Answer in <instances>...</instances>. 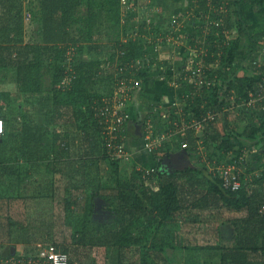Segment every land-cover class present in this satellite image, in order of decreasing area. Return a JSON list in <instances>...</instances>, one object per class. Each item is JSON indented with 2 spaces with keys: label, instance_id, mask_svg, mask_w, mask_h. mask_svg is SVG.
I'll return each mask as SVG.
<instances>
[{
  "label": "trees",
  "instance_id": "1",
  "mask_svg": "<svg viewBox=\"0 0 264 264\" xmlns=\"http://www.w3.org/2000/svg\"><path fill=\"white\" fill-rule=\"evenodd\" d=\"M24 1L2 0V5L6 8V17H2V21L11 29V34H14V37L9 39L11 44L2 47V50L5 53L8 51L13 57L9 63L13 62L18 74L17 80L22 84L23 91L32 95L41 91L44 75L48 71L46 65L51 63L49 70L54 100L58 99L54 105L53 122L55 125L58 123L61 128L64 127L65 131L55 128L52 135L46 129L33 132L32 126H28L30 121L26 119L32 118L25 112H19L23 120L20 123L15 122L16 115L12 111L11 122L14 121V129L10 130V118L1 116L5 119L6 129L0 137V249L1 246L5 248L6 244L12 245L7 255L2 256L0 252V259L6 261L13 258L14 263L8 264H25L19 262V259L24 258L23 255L36 254L35 244L38 241H47L69 253L71 264V242L100 248L104 264H187L183 254V250L187 248L197 252L192 255L196 264H264V173L256 178L255 185L249 186L244 185L239 173L238 178L243 185L238 190L225 188L221 176L215 172L213 174L200 170L197 166L163 172L161 160L157 166L134 169L128 175L121 169L122 157L114 155L113 148L108 147L107 141H104L107 143L105 145L98 143L97 134L105 130L100 122V107L104 100L96 101L95 106H91L93 99L90 98V81L104 78L106 72L95 65L108 64L119 59V68H124L120 77L126 78L127 84L131 86L136 79L148 75L147 69L136 64L147 53V46L141 38H131L123 42L118 40L109 59L86 63H79L80 55H76V52L79 54L85 47L83 44L79 45L81 39L101 38L105 21L121 25L122 15L125 16L132 10V6L128 7L129 2L125 5L122 0H41L34 13L41 15L42 42L33 45L26 42L23 36V22L28 18ZM242 1L251 6L264 5V0ZM194 2L195 7L189 6L185 10L191 12L196 8L197 14L203 12L212 18L214 32L204 34L203 31L200 36L202 41L198 43L200 47L207 49L205 57L210 63L214 60L213 53H219L225 45L222 39L224 29L232 28L231 15L226 14L224 9L230 8L234 0H190V5ZM84 6L88 7L85 14ZM7 11L11 16L8 17ZM238 20H241L239 23L245 27L246 23L241 16ZM74 26L81 27L80 38L75 37ZM41 49L50 53L47 62L40 57ZM69 49L74 50V53ZM5 59L2 57V61L8 60L6 56ZM227 59L233 64V53ZM114 75L118 85L120 77ZM189 85L193 87L195 84ZM262 85L264 86V64L262 67L257 64L247 84H239L237 88L242 93V100L248 101L252 98L249 92H253L255 96ZM206 98L204 94L203 98L196 99V112L190 113L188 117L189 113L184 109L185 112H181L178 121L176 120L177 124L174 121L177 128L183 129L181 131H184V139L179 141L175 138L173 143L162 142L153 150L156 156L178 151L177 149L182 147L181 143L185 144L183 148L190 153L195 152L199 137L195 134L196 128L186 127L185 121L194 117L200 118L203 113L213 111V108L215 111L220 110L223 104L217 102L215 96L211 101ZM203 99L208 102L204 104ZM80 102L88 107L85 110L76 109L75 106ZM243 106L247 117L250 116L243 135L256 138L260 133H264V99L255 106L247 103ZM79 114L84 121L83 126L78 122ZM180 116H183L184 120ZM215 121L216 119L205 123L208 124L204 136L206 142H219L220 147H234L233 140L228 136L231 134L223 135L222 131L215 128ZM174 124L170 123V128ZM210 126L214 128L212 132H209ZM122 130L117 131L118 138L112 139L113 144L125 142ZM17 133L22 137L16 143ZM77 136L82 137L86 148L85 158L79 159L72 154ZM32 141L40 147L38 151L41 155L24 163L21 157L25 154V146L30 147ZM95 154L100 155L98 160L94 159ZM108 156L111 158L109 170L106 165L101 164L103 158ZM196 163H200L199 159ZM91 169L93 170L90 171ZM93 172L104 177V180L92 179L90 175ZM39 173H43V177L60 173L63 178L68 179L69 182L63 188L66 194L61 202L57 200L58 194L53 192V182L51 188L34 187L35 177L39 176ZM39 177L42 178V175ZM45 196H51L60 206L53 215L56 218L42 220L39 227L34 220L31 223L34 229L29 221L15 219L13 200H21L28 208L29 199L39 200ZM98 197L103 198L107 207L112 209L115 216L113 220L102 223L93 219ZM192 209L194 210L187 215ZM226 212L227 216L224 218ZM216 218L222 220L211 223V220H217ZM224 223L233 227L234 234L230 241H226L225 236L221 234L220 225ZM62 224H65L64 230L59 228ZM210 224L215 227L216 237L211 238L214 242L207 239L206 244H200L197 243V238L192 241L191 237H184L182 234L185 227L196 225L200 231H207L209 228L206 225ZM44 228L47 232L42 233ZM53 229H59V232ZM30 241L35 242L30 252L16 253V243L26 244ZM134 249L137 255H134Z\"/></svg>",
  "mask_w": 264,
  "mask_h": 264
},
{
  "label": "rangeland",
  "instance_id": "2",
  "mask_svg": "<svg viewBox=\"0 0 264 264\" xmlns=\"http://www.w3.org/2000/svg\"><path fill=\"white\" fill-rule=\"evenodd\" d=\"M39 1L41 0L24 1L25 14L28 18L23 22L25 31L23 36L26 42L33 45L42 42L41 15L40 13L38 15L34 13ZM128 2L132 6L133 11L131 10L125 16L122 15L121 25L120 23L111 24V22L105 21V24H103L104 33L101 38H96L97 32H95V38L81 39L79 45L83 44L85 47L79 51V54L76 52V55H80L78 58L79 63H86L98 59H109L113 53L111 50L114 49V45L118 40L123 42L131 38H141L147 46V53L139 61H141L140 66L149 71L148 75L144 78L140 77L137 82L136 80L134 81L131 92L132 97L124 106L126 124L123 132L126 143V155L120 159L121 169L130 175L134 169L151 168L152 166H157L161 160L162 170L165 168L167 171L172 172L177 169L197 166L200 170H207L213 174L215 172L220 177V168L223 165H230L234 170L240 172L245 186L255 185L256 178L264 173V133H260L256 138H249L243 135L250 116L247 117V111L241 104L242 93H240L237 86L239 84H247L253 74L255 65L259 64L262 67L264 64V5L251 6L242 0H234V4L230 8L224 9L226 14L230 13L231 15L232 28L226 27L227 29H224L225 33L222 39H224L225 45L220 49L219 53H213L214 60L208 63L205 57L207 49L200 47L198 43L202 41L200 36L203 31L204 34L211 33V31L214 32V27L209 14L203 12L197 14L196 8L193 11L191 10V12H188L187 9L185 10L189 6L195 7V2L191 5L190 0H129ZM84 7L83 12L85 14L88 11V7ZM4 13L6 14V8L3 7L2 0H0V114L9 116L10 130L14 129V121L11 122L12 111L17 116L19 123L23 120L19 112H25L29 115L32 120L30 118L26 119L30 121L28 126H32L33 132L46 129L52 135L55 128L65 131L64 127L61 128L58 123L55 125L53 122L54 105L58 99L54 100L52 76L49 70L52 67L51 63L46 65L48 71L44 75L43 87L36 95L25 93L22 84L18 82L17 70L13 66V62L10 61L12 64L9 63V60H13V57L7 53L8 51L5 53L2 50V47L11 44L9 39L14 37V34H11V29L2 21V17H6ZM7 13L8 17L11 16L10 12L7 11ZM240 16L246 23L245 27L239 23L241 20L239 21L238 17ZM194 17L195 19H193ZM9 19L11 20L12 18L10 17ZM80 26H74L75 37L80 38L82 36ZM201 28H204V30ZM193 40L195 42H192ZM231 53H233L234 57L233 64L229 63L227 59ZM39 54H41L40 57L45 62L48 61L47 57L50 53L43 52V49H41ZM5 56L8 59L7 61H5ZM2 57L5 59L4 61H2ZM118 63H121V61L116 59L115 62L95 65L100 66L106 74L103 76L104 78H96L95 81L91 79L90 81L92 87V97L90 98L93 99L91 106H95L96 101L113 95L117 90L125 89V86L118 87L115 80L114 74H116V77L120 75V73L117 75ZM203 63L206 64L207 71L211 70L208 72L209 76L214 78L221 87L225 86L222 85L224 83L228 84L229 91L227 96L229 98L225 104L229 106V111L226 109L220 112L219 122L215 123V128L222 131L223 135L230 133L231 136H228L233 140L234 147H220L219 142L208 144L204 139L207 133L205 129L207 125H204L203 128L195 130L199 141L194 153L184 149L183 146L185 144L181 143L182 147L178 148V151L163 156H156L155 152L150 151L145 145L147 130L152 129L151 133L155 137H163L165 139L163 142L172 141L173 143L175 138L179 141L184 139V131H181L183 129L177 128V125L174 124V121L177 124L180 115L179 108H184L189 113L188 117L190 113L196 112L195 109L197 108L196 101L192 103V94L187 98L183 97V93H188L187 90L190 89L189 83L184 79V76L189 72V66L195 67ZM206 66L204 65L203 68L206 69ZM207 91V94L211 96V91ZM207 102L203 100L204 104ZM81 103L75 106L76 109L82 108L85 110L88 106L81 105ZM189 121L190 119L185 121L186 127L189 125ZM78 122L82 126L84 125L80 114ZM170 123L174 124L171 128ZM208 128L209 132L214 130L211 126ZM21 137L17 133L16 143ZM97 137L100 145L108 143V147L112 148V137L109 131L107 133L106 130H102V132L100 131L97 134ZM81 138L77 136V142L72 153L79 159L86 156V148H84ZM104 141H107V143ZM38 149L40 150V147L36 146L32 141L30 147L25 146V154L21 157V160L25 163V161L39 158L41 153H39ZM0 154L2 155L1 147ZM99 156V154H95L94 159L98 160ZM109 159L111 158L108 156L106 159L103 158L101 162L102 165H106L107 170L110 169ZM198 159L200 163H196ZM41 175L42 178L39 177ZM39 176H34L36 179L34 187L48 186L47 188H51L50 186L53 182L55 187L53 192L58 194L56 197L59 199L57 200L61 202L63 195L66 194L63 188L69 182L68 179L63 178L60 173L55 176L50 174L47 177H43V173H39ZM52 177L54 178L52 179ZM78 177L81 178L80 176ZM90 177L104 180V177H101L96 172L91 173ZM32 189L34 188L32 187ZM31 193H33L32 190ZM27 202H29L28 208L21 200H13L14 217L26 222L29 221L30 224L35 220L37 227L40 226V222L44 219L56 218L53 215L60 207L51 196H45L39 200L29 199ZM95 202L96 207L93 219L96 222H109L115 218L112 209L107 207L103 198L98 197ZM193 210H189L186 214L188 215ZM226 216L227 212L224 218ZM221 220L222 218L211 220V223L215 224ZM31 226L34 229V225L31 224ZM64 226L65 224H62L59 228L64 230ZM189 227L182 229V234L184 237H191L192 241L197 238V243L206 244L207 239L211 240V238L216 237L215 227L212 224L206 225L209 228L207 231H200L196 225ZM220 228L225 240H232L233 227L224 223L220 225ZM42 230V233L47 232L46 228ZM56 231L59 232V229H56ZM45 237L49 238V236ZM211 241L214 242V240ZM34 243L33 241L26 244L24 242L16 243V253L25 254V252L33 249ZM11 245L10 243L6 244L5 248L1 246L0 252H2V256L8 254ZM69 249L72 254L73 264H104L100 248L96 246H84L71 242ZM170 251L176 252L175 250ZM133 253L137 255L135 249ZM183 254L187 264H196V260H192V255H196L197 252L195 253L187 248L183 250Z\"/></svg>",
  "mask_w": 264,
  "mask_h": 264
},
{
  "label": "built area",
  "instance_id": "3",
  "mask_svg": "<svg viewBox=\"0 0 264 264\" xmlns=\"http://www.w3.org/2000/svg\"><path fill=\"white\" fill-rule=\"evenodd\" d=\"M129 0H122V4H127ZM130 5V4H128ZM124 6V5H123ZM128 7H131L128 6ZM70 52L74 50L69 49ZM141 61H137L136 64H140ZM203 64L196 65L195 67H188L189 72L185 75L184 79L188 80L189 83H194L195 87L199 90L203 87L207 88H214L219 87V94L222 97V101L225 103L228 102V96L227 92L229 91V87L227 83L222 84L224 87H221L220 84L216 82V80L210 76H208V71H207V66L206 69L203 68ZM118 72L117 75L124 71L123 67H118ZM120 75H118L120 77ZM123 82L120 84L119 82ZM132 81V80H131ZM138 79H136V82ZM118 87L125 86V89H119L114 93L113 95H110L109 97L104 98V104L100 107V112H101V118L100 122L104 126L105 130L111 133L112 139H117L118 135L116 134L117 131L122 130V134L124 131V124L126 123V115L124 113V106L130 101L132 95V88L134 85L129 86L127 84V79L126 78H121L118 81ZM261 89L259 92L254 96L253 92H249L251 95V99L248 101H241V104L244 105L247 103L248 105L255 106L257 102L260 100L264 99V86H260ZM234 91V90H233ZM193 92H188L185 93L183 96L184 97H189L190 94ZM232 98V97H230ZM224 103L223 108L224 110L229 111V106ZM217 116V113L209 110L207 114H202V117L197 118L194 117L189 121V127H194L196 129H201L204 127L205 123L207 121L214 120ZM6 129V123L5 119L0 116V135L5 133ZM152 129H148V134L146 135L145 138V145L146 147L150 150L153 151L157 147H159L163 140H165L163 137H155L151 133ZM120 133V132H119ZM125 137L124 134L122 135V138ZM124 139V138H123ZM126 143L125 142H115L113 144V153L117 157H123L126 155ZM153 169V168H152ZM151 170V169H150ZM238 171H234L233 167L230 165H223L220 168V176L223 179V185L225 188H231L232 190H238L240 187H242V181L238 178L239 176ZM35 253L32 254L30 253L29 256L23 255L24 258L19 259V262H23L25 264H71V258L70 254L61 250L56 244H53L51 242L47 241H38L35 244ZM29 260H26L28 257ZM8 263H14L13 258L10 260H2L0 259V264H8Z\"/></svg>",
  "mask_w": 264,
  "mask_h": 264
},
{
  "label": "crops",
  "instance_id": "4",
  "mask_svg": "<svg viewBox=\"0 0 264 264\" xmlns=\"http://www.w3.org/2000/svg\"><path fill=\"white\" fill-rule=\"evenodd\" d=\"M203 65H206V64H204L203 63ZM211 70H208V72H210ZM209 76V75H208ZM185 77V76H184ZM181 78H182V76H181ZM189 82V81H188ZM189 90H187L188 92H193V93H191L192 94V96H193V102L192 103H194L195 101H196V99L197 98H203L204 97V94L207 96V98H210V101L214 98V96H215V98H216V100H217V102H222L223 104L221 105V109L220 110H214V108H213V111L214 112H216L217 113V116H218V118H215L216 119V121H215V123L216 122H219V116H220V112L222 111H225L224 110V108L222 109V106L224 105V101H222L221 99H222V97H221V95L219 94V87H214V88H207V87H203V88H201V89H197L195 86H191V85H189ZM207 90H210L211 91V93H212V95L211 96H209L208 94H207ZM186 92H184L183 93V95L185 94ZM227 94V93H226ZM209 96V97H208ZM184 97V96H183ZM206 98V99H207ZM204 101H208V100H205V99H203ZM197 102V101H196ZM203 107V106H202ZM179 110H180V114H181V112H183L184 111V108H179ZM0 116H3L2 114H0ZM216 116V117H217ZM5 117H9L8 115L7 116H5ZM180 117H182V119H183V116H180ZM16 119H15V122L17 121V116L15 117ZM212 121H214V120H212ZM226 121H227V119H226ZM208 125V124H207Z\"/></svg>",
  "mask_w": 264,
  "mask_h": 264
},
{
  "label": "water",
  "instance_id": "5",
  "mask_svg": "<svg viewBox=\"0 0 264 264\" xmlns=\"http://www.w3.org/2000/svg\"><path fill=\"white\" fill-rule=\"evenodd\" d=\"M163 171H166V169L164 168V170Z\"/></svg>",
  "mask_w": 264,
  "mask_h": 264
},
{
  "label": "bare ground",
  "instance_id": "6",
  "mask_svg": "<svg viewBox=\"0 0 264 264\" xmlns=\"http://www.w3.org/2000/svg\"><path fill=\"white\" fill-rule=\"evenodd\" d=\"M168 161V160H167ZM171 161V160H170ZM165 163V162H164Z\"/></svg>",
  "mask_w": 264,
  "mask_h": 264
}]
</instances>
